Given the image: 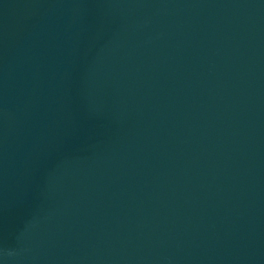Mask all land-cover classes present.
Segmentation results:
<instances>
[{"label":"water","instance_id":"obj_1","mask_svg":"<svg viewBox=\"0 0 264 264\" xmlns=\"http://www.w3.org/2000/svg\"><path fill=\"white\" fill-rule=\"evenodd\" d=\"M0 264H264V0H0Z\"/></svg>","mask_w":264,"mask_h":264}]
</instances>
